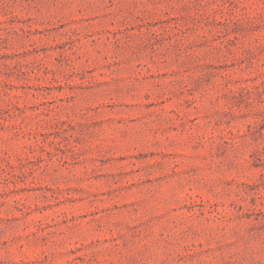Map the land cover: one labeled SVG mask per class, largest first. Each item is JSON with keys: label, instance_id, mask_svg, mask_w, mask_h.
Masks as SVG:
<instances>
[{"label": "rangeland", "instance_id": "1", "mask_svg": "<svg viewBox=\"0 0 264 264\" xmlns=\"http://www.w3.org/2000/svg\"><path fill=\"white\" fill-rule=\"evenodd\" d=\"M0 264H264V0H0Z\"/></svg>", "mask_w": 264, "mask_h": 264}]
</instances>
